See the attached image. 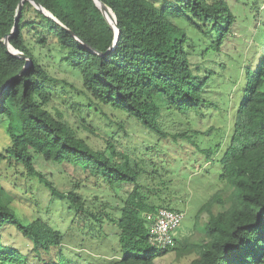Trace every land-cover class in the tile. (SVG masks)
Wrapping results in <instances>:
<instances>
[{"label": "trees", "instance_id": "16d2710c", "mask_svg": "<svg viewBox=\"0 0 264 264\" xmlns=\"http://www.w3.org/2000/svg\"><path fill=\"white\" fill-rule=\"evenodd\" d=\"M99 1L111 23L94 0H0V133L8 140L0 150V264H73L62 251L66 234L13 206L2 184L17 186L10 177L41 183L67 205L81 234L115 237L118 258L107 264H157L172 250L189 255L186 264H264V23L256 24V0ZM236 24L244 27L238 35ZM51 40L80 89L58 85L34 54L33 44L43 49ZM191 53L223 57L207 68L192 64ZM68 97L105 106V120L119 112L109 120L116 129L97 133L82 116L71 124L55 104ZM191 112L201 119L209 112L219 123L199 130ZM134 120L146 133L138 149L123 142L125 122ZM169 123L178 124L170 131ZM80 130L99 135L102 145ZM162 141L178 151L190 145L208 165L192 159L172 167ZM144 145L164 160L141 153ZM37 157L83 177L60 190L35 167ZM198 172L216 174L215 190L194 214L202 238L173 235V246L155 249L146 216L162 207L181 212ZM6 226L30 241L31 261L2 243Z\"/></svg>", "mask_w": 264, "mask_h": 264}, {"label": "rangeland", "instance_id": "374dc122", "mask_svg": "<svg viewBox=\"0 0 264 264\" xmlns=\"http://www.w3.org/2000/svg\"><path fill=\"white\" fill-rule=\"evenodd\" d=\"M230 4H233L234 0H228ZM255 16H257V25H263L264 23V0H256ZM248 11V10H247ZM243 26L234 25L233 29L235 30L236 35H238L239 29H243ZM251 28L248 26V29ZM255 32L254 37L258 38L259 34ZM236 40L231 41L230 46L224 45V49H229L231 46H235ZM31 44H33L31 42ZM35 55H37L43 63L47 66L48 71L51 75L56 77L59 81L58 85H61L62 82L71 83L76 88L80 89V82L78 81L76 75L72 74L69 69L66 68L65 64L60 61L61 51L55 43L54 40H51V45L43 49H39L36 44L31 46ZM223 55L215 56L213 60L205 59L200 57L196 53L190 54V60L192 64H200L203 67H215V61H219ZM73 71V70H72ZM75 72V71H73ZM78 72V71H76ZM76 101H81L82 103L75 104ZM74 103L76 105V112H73L72 108L69 109V104ZM87 101H83L79 98L68 97L66 104L60 103V100H55V104L58 109L64 113V116L71 124H77L80 122V116L83 117L84 122L93 126L97 133L104 134L108 130L111 132L116 129L114 125L109 122V120H114L113 118H119L120 113L115 111L113 115L110 116L109 120H105V117L101 114L102 112L110 114L105 106L98 105L87 108L85 104ZM94 105V104H93ZM187 117L191 120L192 126L199 130L205 131L210 126H217L219 120L215 117L210 118L209 112L205 113L203 119L198 118L197 115H194L192 112L187 114ZM170 117H166V120L169 122ZM178 121V120H177ZM170 124V125H169ZM170 131L174 130V125L178 123H169ZM80 126V124H78ZM125 127L129 136L123 142L127 143L131 147H136L138 149V142L142 139H145L146 133L140 125L134 121L125 122ZM132 128L135 129L133 131ZM211 133V132H210ZM80 134L86 136L88 141L94 146H101L102 138L99 135L91 134L90 132L80 130ZM131 135V136H130ZM8 140L5 138L2 133H0V150H3L7 146ZM161 148L166 149V158L170 162L172 167H177L181 160H191L196 159L195 161L200 164V167L204 168L208 165L205 160L202 159V156L196 153L193 147L190 145L184 144L183 148L178 151L175 149L172 143L162 141L160 143ZM141 149V150H140ZM141 153L146 155L148 158L152 159L154 162L160 163L161 160H164L162 155L159 157L157 152H145V145L141 148ZM195 163V162H194ZM192 163V165H194ZM35 167L42 171L45 176L52 180L54 185L60 189L64 190L69 188L70 179L83 177V171L77 170L71 165H58L51 162H45L40 158H36ZM196 172L193 170L192 173ZM215 173H207L203 176L202 173L195 174L190 179V189L188 199L184 207L181 208V213L183 214L182 219L178 227L174 231V237H184L188 236L191 240L199 241L203 232L199 230V224L196 226V230H193L195 225L194 214L200 204L215 190ZM10 180H15L14 186L12 182L4 180L2 182L4 189L12 196V204L17 209V211L22 216L33 217L37 216L44 220L45 222L53 225L57 230L66 234L64 241L62 242V251L67 256L73 264H107L110 261L116 260L118 258V245L116 243L115 237H106V238H95L88 237L86 234H81L78 228H75L71 225L70 216L72 212L67 210V205L62 201L52 197L47 189H45L41 183L35 179L30 178H13L10 177ZM14 186V187H13ZM17 187V188H15ZM83 194L88 195V192L81 191ZM87 233L88 231L84 229ZM81 237L84 238L82 241ZM2 243L10 248L20 251L21 253L26 254L31 261V243L30 241L22 236V234L12 226H6L1 231ZM198 239V240H197ZM83 243V244H79ZM179 247V246H178ZM189 260V255H178L175 251H170L165 255L158 257L156 259L157 264H186Z\"/></svg>", "mask_w": 264, "mask_h": 264}, {"label": "built area", "instance_id": "2783aa9c", "mask_svg": "<svg viewBox=\"0 0 264 264\" xmlns=\"http://www.w3.org/2000/svg\"><path fill=\"white\" fill-rule=\"evenodd\" d=\"M182 216L181 212L163 207L146 216L149 225L148 240L155 249L174 245V231L178 227Z\"/></svg>", "mask_w": 264, "mask_h": 264}, {"label": "water", "instance_id": "95a60500", "mask_svg": "<svg viewBox=\"0 0 264 264\" xmlns=\"http://www.w3.org/2000/svg\"><path fill=\"white\" fill-rule=\"evenodd\" d=\"M94 1L99 5V7H100L101 10L103 11L105 17L108 19L109 23H111V22H110V19H111V18H110V14H109V12L107 11V9H106V7L104 6V4H103L102 2H100L99 0H94ZM18 10H19V9H18ZM18 12H19V11H18ZM17 19H18V15L16 16V19H15V20H17ZM16 27H17V25H16V21H15L14 28H13V30L10 32V34L16 30ZM10 34H8V35L6 36V38H5V40H4V44H6V45H7V39H8V37H9ZM18 55L21 56V57H24V55H23L22 53H19Z\"/></svg>", "mask_w": 264, "mask_h": 264}]
</instances>
